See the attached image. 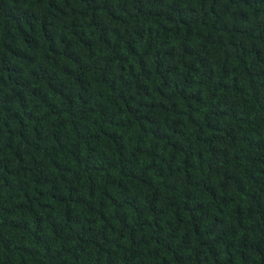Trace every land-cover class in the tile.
<instances>
[{
  "label": "trees",
  "instance_id": "trees-1",
  "mask_svg": "<svg viewBox=\"0 0 264 264\" xmlns=\"http://www.w3.org/2000/svg\"><path fill=\"white\" fill-rule=\"evenodd\" d=\"M0 264H264V0H0Z\"/></svg>",
  "mask_w": 264,
  "mask_h": 264
}]
</instances>
